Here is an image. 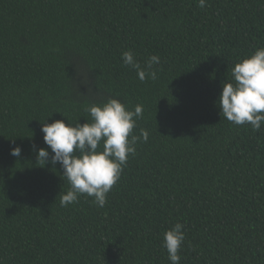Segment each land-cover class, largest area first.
Returning a JSON list of instances; mask_svg holds the SVG:
<instances>
[{"label":"trees","instance_id":"16d2710c","mask_svg":"<svg viewBox=\"0 0 264 264\" xmlns=\"http://www.w3.org/2000/svg\"><path fill=\"white\" fill-rule=\"evenodd\" d=\"M262 45L264 0H0V264H170L177 222L180 264H264V124L216 104ZM127 50L142 68L158 55L157 78L140 81ZM109 98L142 105L133 134L148 140L104 207L61 206L62 168L33 151L47 148L41 123L90 122Z\"/></svg>","mask_w":264,"mask_h":264},{"label":"clouds","instance_id":"9594fccd","mask_svg":"<svg viewBox=\"0 0 264 264\" xmlns=\"http://www.w3.org/2000/svg\"><path fill=\"white\" fill-rule=\"evenodd\" d=\"M198 6L206 7L207 0H198ZM121 55L123 64L134 69L140 81L157 78L153 65L160 63L158 55H150L143 68L131 50ZM230 75L231 81L222 84L216 100L220 114L234 125H248L253 131H259L264 124V45L236 61ZM85 110L90 122L44 120L41 132L47 148L33 144L37 159L43 165L59 164L62 176L70 185L61 195V206L73 204L80 195H86L93 198L97 207H104L107 194L120 179L129 156L135 155L137 142L148 140L149 133L144 129L139 136L133 134L136 119L143 115L142 105L129 110L118 99L109 98ZM10 154L20 157L21 148L12 147ZM183 229L184 225L177 222L163 234L162 246L170 264H180L179 253L186 238Z\"/></svg>","mask_w":264,"mask_h":264}]
</instances>
